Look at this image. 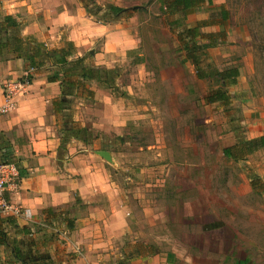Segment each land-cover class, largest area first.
I'll return each instance as SVG.
<instances>
[{
  "label": "crops",
  "instance_id": "0c3cea01",
  "mask_svg": "<svg viewBox=\"0 0 264 264\" xmlns=\"http://www.w3.org/2000/svg\"><path fill=\"white\" fill-rule=\"evenodd\" d=\"M95 1L103 15L108 5ZM205 3L186 17L179 11L171 13L190 23L200 21L199 27L218 23L205 15ZM219 4L222 9L223 3ZM0 13L17 19L26 47L30 43L53 50L70 41L75 54L69 59L82 58L85 66L115 70V81L109 85L96 76L81 78L70 64L33 67L14 52L0 56V106L9 82L31 77L17 96V108L0 112V154L19 171L18 189L6 195L31 211L30 218L0 213V264H21L17 250L28 261L48 264H175L173 251L159 253L152 246L201 244L179 237L175 227L212 229L207 238L218 239L216 225L182 222L181 215L222 213L210 184L212 173L215 177L223 172L221 158L206 148L200 152L196 143L192 151L197 157L189 158L190 134L215 126L214 133L220 134L223 117L226 131L219 136V153L223 141V155L232 156L229 164L246 166L243 172L235 169L232 177L243 182L246 194L255 191L249 175L264 183V147L244 144L264 136V108L246 93L248 76L241 66L238 82L227 88L229 99L207 104L205 89L199 94L193 84L203 79L197 77L182 46L168 61L148 57L139 25H128L138 20V13L126 18V11L105 21L103 16L90 15L83 0H2ZM217 36L209 35L214 39L209 52L217 51L222 42ZM141 48L145 60L135 65V89L123 81L122 69L130 65L129 51ZM57 70L59 79L49 80ZM69 78L74 83H68ZM147 118L155 122L150 125L151 139L132 153L126 149L129 125ZM70 127L83 128L87 135L77 136ZM101 150L108 151L112 161L101 156ZM261 155L262 160L256 161ZM158 183L159 190L154 188ZM215 218L211 217L212 223ZM161 220L163 238L157 236Z\"/></svg>",
  "mask_w": 264,
  "mask_h": 264
},
{
  "label": "rangeland",
  "instance_id": "374dc122",
  "mask_svg": "<svg viewBox=\"0 0 264 264\" xmlns=\"http://www.w3.org/2000/svg\"><path fill=\"white\" fill-rule=\"evenodd\" d=\"M99 1L104 6L114 4L120 7H127L128 13H126V18L134 15V13H138V20L128 21V25L131 27L133 22L139 25L137 30H140V33L143 34V48L148 53V57L153 58V60L156 59L158 62L164 61V58L167 61L170 60L174 51L176 55L179 51H182L179 34L190 26L196 27L201 24L200 21H195V23L187 22L183 17L167 12L165 8L167 4L166 0ZM219 3H223V8L227 11V17L224 19L221 16ZM138 5L145 6V10H134L133 8ZM204 5V12L209 21L218 23L207 26H203L202 24V27H199L200 34H202L199 39L200 43H213L214 39L209 38V35L214 32L222 40L216 46L217 51L214 53L212 50L211 52L207 50L209 47L205 48V52L209 55V61L213 68L216 70L240 65L244 74L248 76L245 83L247 86L246 93L252 94L264 108V43L262 39L264 37V0H248V2L247 0H212L211 3L206 2ZM258 5L261 7L260 9ZM102 13L100 11L98 15L103 16L104 14L102 15ZM136 27L134 26V28ZM143 48L129 51L126 63H130V65H127L126 69H122L123 81L125 83L130 82L135 89L138 86L132 84L135 77L133 75L137 72L135 65L145 60V56H140ZM155 48L158 49L155 50ZM186 77L190 81L188 73ZM193 84L198 88L199 94H201L202 89H205L206 95L209 91L220 86L216 76H211L201 81L195 80ZM190 104L193 105V103ZM194 104L197 105V103ZM184 105L187 106L189 104L184 103ZM210 109L211 107H207L205 114L211 113ZM162 113L163 111L161 110L158 112L159 115ZM185 115L183 113L184 117ZM155 120H157V117H154ZM158 120H163V117L158 116ZM221 120V128H218V130H223V132L220 134L214 133L217 130V126L215 128L201 127L199 133L191 132V155L189 158L197 157L193 155L192 151L193 144L195 143L200 152L206 148L211 153H214L215 158H221L219 165L222 167L223 172L220 175H215V177L212 176V173L210 175V184L215 191V199L221 203L222 213L220 215H213L200 212L187 216L181 215L182 222L188 224L198 222L206 226L216 225V227L220 228L217 230L220 236L215 240L207 238V235L213 231L212 229L207 231L188 227V229L182 230L175 227V234L179 237H184L188 241L201 243L200 245L152 246V249L159 253L173 251L174 261L176 260L175 264H264V191H254L246 194L243 187H241L243 182L236 181L234 180L235 177H232L235 174V169L243 172V167L246 169V166L235 163L229 164L232 156L223 155V141L221 147L222 154L220 155L218 141L221 139L219 136H223L226 131L223 117L220 118ZM131 122L129 125L132 129L129 135L131 139L126 149L133 153L138 151L141 146L146 147V141L149 142L152 136L150 125L155 124V122H152L149 118L139 123ZM133 137L135 139H132ZM174 153L176 154L177 151L174 150ZM204 155L206 156V150ZM262 156L255 158V160H262ZM250 169L251 167L247 166V172ZM187 179L189 180V178ZM159 184L154 188L159 190L161 188ZM263 184L261 182L259 187H262ZM233 186H237L241 190L237 192L233 189ZM159 202L162 201L159 199ZM161 206L164 209L163 203ZM181 216L178 215L177 217L181 218ZM213 216L217 219L215 223H212L211 220ZM163 223L164 221L161 220L157 230L159 238L165 236ZM214 241L221 242V245H213ZM233 241L235 244L230 245Z\"/></svg>",
  "mask_w": 264,
  "mask_h": 264
},
{
  "label": "trees",
  "instance_id": "16d2710c",
  "mask_svg": "<svg viewBox=\"0 0 264 264\" xmlns=\"http://www.w3.org/2000/svg\"><path fill=\"white\" fill-rule=\"evenodd\" d=\"M0 0V5H1ZM85 7L88 13L92 16L98 15L102 11L101 7L97 4L95 0H83ZM211 3L212 0H166L165 8L167 12L179 11L182 12L184 17L192 13L197 7L202 3ZM248 2V0H247ZM138 6H135L133 9L138 10ZM258 8L261 7L258 5ZM96 10V12H94ZM98 11V12H97ZM128 9L124 7H119L117 5H108L104 9L103 18L105 21L115 19L122 15ZM221 16L224 18L227 17L226 9H221ZM199 26L188 27L179 34V40L181 42L182 49L186 51L187 59L190 60L194 65L199 79L209 78L211 76H216L218 78L220 86L216 89L209 91L206 95V102L213 103L217 101H227L228 96V86L234 85L238 82L240 76V70L238 66H231L225 69H214L211 62L209 61V55L205 52V48L213 46L212 43H200L199 39L201 34L199 31ZM261 35V34H260ZM263 43H264V37ZM26 38L21 37L20 35V24L11 15H1L0 13V56L13 53L18 54L19 57H23L28 60L31 66H40L47 62H51L54 65H66L70 64V69L75 72L80 71V77L93 78L96 76L99 81H103L107 84H112L115 80V70L105 69V68H93L88 67L83 64L82 58L69 59L75 54L74 44L70 41H67L65 45L61 48L46 50L41 45L36 44L37 46L31 47L30 43L28 46H25ZM60 71H56L49 75V80L56 81L59 79ZM75 74V73H73ZM31 80V77H29ZM83 79L78 80L79 84H83ZM74 83V80H68V83ZM71 133L80 136L82 133L85 134V129L83 128H71ZM245 145L249 147H264V136L252 140H247L244 142ZM1 150V148H0ZM10 152V151H7ZM231 156L230 154H226ZM3 161H8L5 157L1 155ZM9 162V161H8ZM251 178V184L255 191H264V185L259 187V179L257 176L249 175ZM17 257L21 260V264H48L46 261H28L23 255L17 250Z\"/></svg>",
  "mask_w": 264,
  "mask_h": 264
},
{
  "label": "built area",
  "instance_id": "2783aa9c",
  "mask_svg": "<svg viewBox=\"0 0 264 264\" xmlns=\"http://www.w3.org/2000/svg\"><path fill=\"white\" fill-rule=\"evenodd\" d=\"M31 83L29 76L9 82L6 85L4 101L0 112L5 114L17 108V96ZM19 171L14 162L3 161L0 154V213L14 216L31 217L30 209H22L7 198V192L19 187Z\"/></svg>",
  "mask_w": 264,
  "mask_h": 264
},
{
  "label": "water",
  "instance_id": "95a60500",
  "mask_svg": "<svg viewBox=\"0 0 264 264\" xmlns=\"http://www.w3.org/2000/svg\"><path fill=\"white\" fill-rule=\"evenodd\" d=\"M99 154L101 156H103L105 159L109 160V161H112L111 159V156H110V153L108 151H104V150H101V151H98Z\"/></svg>",
  "mask_w": 264,
  "mask_h": 264
}]
</instances>
